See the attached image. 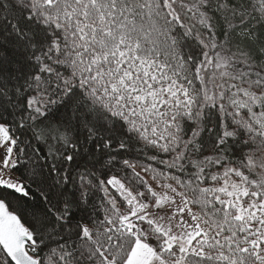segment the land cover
<instances>
[{
	"label": "snow or ice",
	"instance_id": "snow-or-ice-1",
	"mask_svg": "<svg viewBox=\"0 0 264 264\" xmlns=\"http://www.w3.org/2000/svg\"><path fill=\"white\" fill-rule=\"evenodd\" d=\"M0 264H264V0H0Z\"/></svg>",
	"mask_w": 264,
	"mask_h": 264
}]
</instances>
